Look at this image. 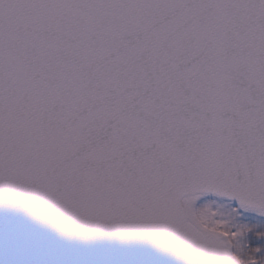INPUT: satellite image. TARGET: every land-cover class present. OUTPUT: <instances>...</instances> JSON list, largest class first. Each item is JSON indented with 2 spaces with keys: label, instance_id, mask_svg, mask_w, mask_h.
<instances>
[{
  "label": "snow or ice",
  "instance_id": "1",
  "mask_svg": "<svg viewBox=\"0 0 264 264\" xmlns=\"http://www.w3.org/2000/svg\"><path fill=\"white\" fill-rule=\"evenodd\" d=\"M0 264H264V0H0Z\"/></svg>",
  "mask_w": 264,
  "mask_h": 264
}]
</instances>
